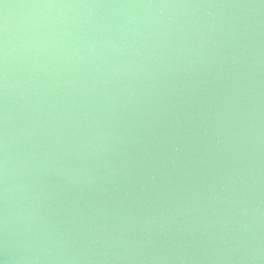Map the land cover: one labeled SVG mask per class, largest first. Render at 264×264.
<instances>
[{
  "label": "water",
  "instance_id": "95a60500",
  "mask_svg": "<svg viewBox=\"0 0 264 264\" xmlns=\"http://www.w3.org/2000/svg\"><path fill=\"white\" fill-rule=\"evenodd\" d=\"M0 264H264V0H0Z\"/></svg>",
  "mask_w": 264,
  "mask_h": 264
}]
</instances>
